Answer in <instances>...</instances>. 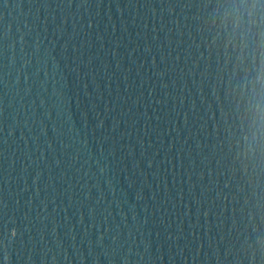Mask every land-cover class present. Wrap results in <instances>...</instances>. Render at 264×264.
Segmentation results:
<instances>
[{
    "label": "water",
    "instance_id": "95a60500",
    "mask_svg": "<svg viewBox=\"0 0 264 264\" xmlns=\"http://www.w3.org/2000/svg\"><path fill=\"white\" fill-rule=\"evenodd\" d=\"M0 264H264V0H0Z\"/></svg>",
    "mask_w": 264,
    "mask_h": 264
}]
</instances>
